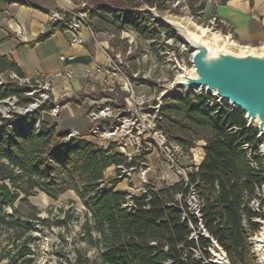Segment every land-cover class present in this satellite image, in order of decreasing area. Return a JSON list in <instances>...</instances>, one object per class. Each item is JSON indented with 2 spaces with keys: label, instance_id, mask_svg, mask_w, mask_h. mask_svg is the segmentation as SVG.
Instances as JSON below:
<instances>
[{
  "label": "trees",
  "instance_id": "16d2710c",
  "mask_svg": "<svg viewBox=\"0 0 264 264\" xmlns=\"http://www.w3.org/2000/svg\"><path fill=\"white\" fill-rule=\"evenodd\" d=\"M227 1L221 0V4ZM14 2L27 4L28 0H0V4ZM143 3L160 11L167 9L163 0H124L122 6H99L93 16L150 36L152 32L146 23L151 14L130 10ZM205 7V3L196 8L190 6L196 15ZM47 37L48 33L38 40ZM10 71L23 75L13 60L0 55V79ZM12 96L27 103L14 82L0 83V101ZM213 98L205 92L169 96L161 109L163 126L170 139L185 146L205 141L203 161L190 174V181L198 182L204 199V224L226 249L232 264H257L245 233L243 215L257 231L260 226L252 218H264V213L253 211L249 201L256 193V186L264 183V174L248 163L242 146L245 142L256 144L258 130L248 127L245 113L232 108L228 102L222 107L209 106ZM49 110L50 106L45 104L39 112L29 114L27 120L16 122L0 115V181L5 182L0 183V228L21 227L25 232L29 229L23 218L6 213L5 203L25 202L36 190L56 200L72 189L90 213L83 228L90 242L99 249L100 264H165L168 260L173 264H201L190 252L196 243L189 240L188 224L177 206L171 204L182 185L178 182L157 190L148 185L147 192L133 197L132 208L124 207L127 194L114 187L120 177L106 178L105 172L112 166L136 167L137 158L130 161L123 153L98 148L94 141L84 138L89 133L64 140L58 124L42 117ZM6 181L12 182L17 190H12ZM15 213L20 215L17 208ZM31 217L45 222L35 215ZM23 236L24 233L17 235L13 246L0 253V259L5 258L6 264H33L32 249L27 245L32 237L27 236L20 244L16 242ZM199 243L207 245L203 238ZM67 260L69 264L90 262L80 254L74 262Z\"/></svg>",
  "mask_w": 264,
  "mask_h": 264
},
{
  "label": "built area",
  "instance_id": "2783aa9c",
  "mask_svg": "<svg viewBox=\"0 0 264 264\" xmlns=\"http://www.w3.org/2000/svg\"><path fill=\"white\" fill-rule=\"evenodd\" d=\"M55 2L57 7L49 12V20L71 34L69 43L72 46L84 43L82 37L84 29H88L94 37L96 36L98 29L93 23L92 16L99 6L112 7L105 1L96 4L91 0H69L71 6L61 3V0H55ZM179 3H181L180 0H177V4ZM203 14L204 11L199 12L197 18H201ZM151 19L156 21L153 16ZM207 20V26L212 27L215 32L225 31V29L226 32H231L227 21L218 17V15L212 14ZM157 26L162 25L158 23ZM146 28H150L152 34L156 32V26L151 23L148 25L146 23ZM158 30L160 29L158 28ZM102 32L108 35L112 41L116 38L125 40L128 43V51L124 53L109 47L105 53V60L89 70L85 76V83L82 86L84 92L97 95L92 98L93 102L88 111L93 126L89 136L86 137L92 139L100 149L123 153L130 161L137 158L139 164L136 167L112 166L115 173H118L116 169L120 171L119 177L133 183L127 188H120L118 187L119 184L114 186L116 190L127 194V201L123 204L124 207L132 208L134 206L133 197L147 192L148 185L154 190L164 185L172 186L178 182L182 185V190L176 192L175 201L171 204H175L180 210L182 219L187 222L190 230L189 240L196 243L194 247L190 248L193 257L201 264L204 261H209L211 255L208 249L212 248L211 244L206 240L207 245L199 243L200 238L203 237L198 218L203 219L204 199L200 195L198 182L192 183L190 181V174L198 169L204 158L200 155L199 143L197 141L194 146H185L174 139H170L163 126L162 111L149 109L150 106L156 104L158 90L153 93L138 90L136 87L137 81L126 73V57L137 47L136 35L139 32L125 28L122 29L120 35ZM23 38L27 40L25 36ZM161 40L164 41L165 45L166 63L176 75L179 69L175 59L177 58L181 63L187 64V62L180 52L177 53L175 47H180L179 51H190V48L180 40L177 34H161ZM191 57L192 52H190ZM60 58L66 61L73 60L74 56L62 55ZM94 74H102L103 76L97 81H92ZM56 76L72 80L75 73L72 67H68L59 71ZM135 77L138 78V74ZM7 80L20 87L27 101V107L20 111L21 119L27 120L29 114L39 112L45 104L50 106L48 114L51 112L58 118L60 103L57 100L51 101L55 99L53 95L54 84L49 76L21 75L17 71H10L6 75H1L0 83ZM195 93H203V91L197 90ZM119 96H121L120 99ZM11 99L16 101L19 98L12 96L0 102ZM208 104L211 107L215 104L222 107L224 102L219 103L216 98H213ZM12 116L3 118L12 119ZM54 121L59 126L57 119ZM37 127L40 130V122L37 123ZM68 131L69 134H63L64 140H69L71 137H81L82 135L81 132L76 130ZM242 148L245 151L248 163L255 170L264 174V141L258 138L256 144L245 142ZM154 153L157 154L158 163L152 166L149 162V156ZM144 155L147 156V159L145 160V157L140 159ZM136 173L140 179L139 185L133 182ZM249 205L253 211L264 213V183L261 186H256V193L250 199ZM194 219L197 220L196 223ZM257 219L258 217L252 218L255 223ZM243 225L248 242L256 255L254 245L256 231L251 228L245 215H243ZM165 249H168V246ZM165 264H173V262L168 260ZM257 264H259L258 259Z\"/></svg>",
  "mask_w": 264,
  "mask_h": 264
},
{
  "label": "crops",
  "instance_id": "0c3cea01",
  "mask_svg": "<svg viewBox=\"0 0 264 264\" xmlns=\"http://www.w3.org/2000/svg\"><path fill=\"white\" fill-rule=\"evenodd\" d=\"M61 3L71 6L69 0H61ZM56 7L55 0H28L27 4L17 2L0 4V55H6L13 60L23 75H46L52 79L53 95L60 103L57 121L61 131L76 130L89 133L93 123L88 116V111L93 102L92 98L97 95L84 92L82 86L85 83V76L89 70L105 60V53L109 47L127 53L128 44L125 40L112 41L102 32L113 33L110 30V22L93 16V23L98 29L96 36L94 37L88 29H84L82 31L84 43L70 45L71 34L49 20V12ZM213 11L218 17L227 21L238 43L264 44V0H228L225 4L215 5ZM47 33V38L38 40ZM23 36L27 40H24ZM144 38L147 40L148 36L145 35ZM122 42L127 44L125 51L121 50ZM146 52L132 56L134 60L131 57L127 60L126 57L125 65L126 73L137 81V89L144 92L150 84L141 82L135 75L140 74V67L150 58L149 52ZM62 55L74 56V59L63 61L60 58ZM130 64H137L139 68H131ZM68 67L73 68L74 79L56 76L59 71ZM102 76V74H94L92 81H97ZM74 107L83 109L87 113L91 121L89 130L82 131L75 127L67 129L59 122L62 111L73 115L76 113ZM84 138L93 141L89 137ZM204 145L205 141L202 140L198 146L202 157L205 153ZM111 169L113 168H108V170Z\"/></svg>",
  "mask_w": 264,
  "mask_h": 264
},
{
  "label": "rangeland",
  "instance_id": "374dc122",
  "mask_svg": "<svg viewBox=\"0 0 264 264\" xmlns=\"http://www.w3.org/2000/svg\"><path fill=\"white\" fill-rule=\"evenodd\" d=\"M91 1L96 4L105 1L112 7L124 5V0ZM163 1H165V5L167 6L166 11L164 12L165 14H174L185 19L192 17L195 23L203 27H207V19L211 17L212 14H215L213 7L217 4H221V0H180L181 3L179 4H177V0ZM202 3H205L206 5L204 14L201 18H197L198 15L192 13L190 6L193 5V7L196 8ZM199 12L201 13L202 11ZM149 23L156 26V32L148 36L147 40L149 43L145 40V35L138 33V35H136L137 47L132 53L127 55V60H130V57L134 60L132 56H137L139 53L143 54L147 53L146 51L149 52L150 58H148L140 67L141 72L138 75V79L143 83L145 82L150 84L149 88L146 89V92L153 93L155 90H160L159 84L167 82L166 80H172L175 73L166 63L165 45L164 41L161 40V34H171L167 31L165 26H157L158 22L152 20L151 18L147 22V25ZM124 28L132 29L126 26L117 27L116 25L110 23V30L116 35L122 34V29ZM158 28L160 30H158ZM127 44L126 42H122V51L127 49ZM175 49L177 53L180 52V54L185 58L187 65L191 66L189 59H191L190 52L192 51H179L180 47L178 46H176ZM130 65L131 68H139L137 64H135L136 66L134 64ZM180 93L182 94L184 92L182 91ZM54 100L56 99H52L51 101L53 102ZM26 107L27 103H22L19 99L16 101L11 99L0 102V115L1 117L13 115L12 119H14L15 122L20 121V111ZM74 108L76 109V113L73 115H69L67 112L62 111L59 122H61L62 126L67 129L75 127L82 131L89 130L91 127V121L87 117L85 110L76 107ZM42 117L51 121L57 119V117L51 114V112L49 114L44 112ZM1 121L2 120L0 119V125L2 124ZM200 142H202V140L198 141V143ZM144 157L146 160V155H144L141 159H144ZM149 162L152 166L157 165L158 157L156 153L149 156ZM105 175L107 178H119L118 173H115L113 169L107 170ZM133 182L138 185L140 184V179L139 176H137V173L134 175ZM0 183L5 182L0 181ZM6 183L12 190H17V187L14 186L12 182L6 181ZM118 184V187L120 188H127L133 183L128 180H124L123 177H120ZM21 197H23V195ZM3 208L7 214L23 218L29 225V229L25 232V229L21 227L11 229L1 227L0 253H3L4 251L7 252L9 248L13 246L16 236L24 233L23 238L16 240V242L20 244L27 236L30 235L32 237L27 242V245L32 249L31 256L34 258L33 264H69L67 259L74 262L75 257L78 254H80L83 259H90V262H85L84 264H100L99 249L90 242L89 238L84 233L83 228V224L86 219L90 217V213L75 190L71 189L66 191L56 200L49 197L45 192L36 190L27 201L20 202L17 200L14 204L5 203ZM16 208L19 210L20 215L15 213ZM31 215H35L41 220L43 219L45 222L34 219ZM251 252L254 254L252 246ZM6 263L7 260L5 258L0 259V264Z\"/></svg>",
  "mask_w": 264,
  "mask_h": 264
},
{
  "label": "water",
  "instance_id": "95a60500",
  "mask_svg": "<svg viewBox=\"0 0 264 264\" xmlns=\"http://www.w3.org/2000/svg\"><path fill=\"white\" fill-rule=\"evenodd\" d=\"M130 10L150 13L192 51L191 66L175 59L179 72L159 85L156 104L149 109L161 111L169 96L201 90L219 103L228 102L232 108L243 111L247 126L257 128L258 138L264 141V44H240L232 32H215L212 27L198 25L192 17L165 14L146 3ZM198 219L203 239L212 246L208 249L211 258L202 264H232L226 249L206 228L203 219ZM256 223L260 227L254 235L255 252L258 263L264 264V218L258 217Z\"/></svg>",
  "mask_w": 264,
  "mask_h": 264
},
{
  "label": "bare ground",
  "instance_id": "6f19581e",
  "mask_svg": "<svg viewBox=\"0 0 264 264\" xmlns=\"http://www.w3.org/2000/svg\"><path fill=\"white\" fill-rule=\"evenodd\" d=\"M197 39V37H195Z\"/></svg>",
  "mask_w": 264,
  "mask_h": 264
}]
</instances>
